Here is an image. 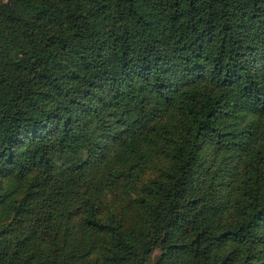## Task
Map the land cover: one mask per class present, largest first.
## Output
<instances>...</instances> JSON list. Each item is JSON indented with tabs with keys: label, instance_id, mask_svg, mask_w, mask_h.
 <instances>
[{
	"label": "trees",
	"instance_id": "trees-1",
	"mask_svg": "<svg viewBox=\"0 0 264 264\" xmlns=\"http://www.w3.org/2000/svg\"><path fill=\"white\" fill-rule=\"evenodd\" d=\"M264 264V0H0V264Z\"/></svg>",
	"mask_w": 264,
	"mask_h": 264
},
{
	"label": "rangeland",
	"instance_id": "rangeland-1",
	"mask_svg": "<svg viewBox=\"0 0 264 264\" xmlns=\"http://www.w3.org/2000/svg\"><path fill=\"white\" fill-rule=\"evenodd\" d=\"M159 254V248H156L152 254H151V257H150V260L147 264H152V262L155 260V258L157 257V255Z\"/></svg>",
	"mask_w": 264,
	"mask_h": 264
}]
</instances>
